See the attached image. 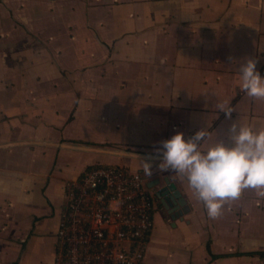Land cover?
Segmentation results:
<instances>
[{
  "label": "crops",
  "instance_id": "obj_1",
  "mask_svg": "<svg viewBox=\"0 0 264 264\" xmlns=\"http://www.w3.org/2000/svg\"><path fill=\"white\" fill-rule=\"evenodd\" d=\"M246 57L264 76V0H0V264H54L67 184L96 164L181 192L178 216L157 199L144 264L264 261L212 257L264 251L256 190L210 219L186 179L155 168L177 132L206 130V151L234 122L264 129V99L240 90Z\"/></svg>",
  "mask_w": 264,
  "mask_h": 264
},
{
  "label": "built area",
  "instance_id": "obj_2",
  "mask_svg": "<svg viewBox=\"0 0 264 264\" xmlns=\"http://www.w3.org/2000/svg\"><path fill=\"white\" fill-rule=\"evenodd\" d=\"M157 193L128 166H89L67 184L54 264H144Z\"/></svg>",
  "mask_w": 264,
  "mask_h": 264
},
{
  "label": "clouds",
  "instance_id": "obj_3",
  "mask_svg": "<svg viewBox=\"0 0 264 264\" xmlns=\"http://www.w3.org/2000/svg\"><path fill=\"white\" fill-rule=\"evenodd\" d=\"M237 69L240 90L253 99H264V76L257 70V60L246 57ZM217 107L231 118L234 109L224 104ZM224 135L226 139L202 151L201 144L208 137L206 130L187 139L183 132H177L161 141L156 150L160 159L155 168L186 179L210 219L218 218L224 204L239 199L246 189H254L258 197L264 198V129L257 131L237 121ZM143 167L146 175H152L154 165L150 161H144Z\"/></svg>",
  "mask_w": 264,
  "mask_h": 264
},
{
  "label": "water",
  "instance_id": "obj_4",
  "mask_svg": "<svg viewBox=\"0 0 264 264\" xmlns=\"http://www.w3.org/2000/svg\"><path fill=\"white\" fill-rule=\"evenodd\" d=\"M158 188L157 197L165 207L170 208V213L178 216L183 213L185 201L182 199L181 192L177 189L176 185L165 179L164 181L158 180L155 183Z\"/></svg>",
  "mask_w": 264,
  "mask_h": 264
},
{
  "label": "rangeland",
  "instance_id": "obj_5",
  "mask_svg": "<svg viewBox=\"0 0 264 264\" xmlns=\"http://www.w3.org/2000/svg\"><path fill=\"white\" fill-rule=\"evenodd\" d=\"M101 160L103 161L105 159H101ZM158 257H159V260L161 261L160 264H166L167 261H169L170 263V260L165 253H161ZM219 264H264V261H256V260H250V259L249 260H232V261H227V262H222V263L220 262Z\"/></svg>",
  "mask_w": 264,
  "mask_h": 264
},
{
  "label": "trees",
  "instance_id": "obj_6",
  "mask_svg": "<svg viewBox=\"0 0 264 264\" xmlns=\"http://www.w3.org/2000/svg\"><path fill=\"white\" fill-rule=\"evenodd\" d=\"M232 255H249V256H259L261 258H264V251H248V252H242V253H227L224 255L213 254L212 257L218 258L221 256H232Z\"/></svg>",
  "mask_w": 264,
  "mask_h": 264
}]
</instances>
